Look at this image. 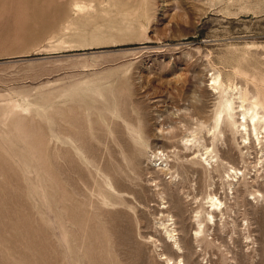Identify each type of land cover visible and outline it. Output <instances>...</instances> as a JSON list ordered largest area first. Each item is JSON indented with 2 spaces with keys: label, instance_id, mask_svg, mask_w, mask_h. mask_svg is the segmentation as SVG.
Returning a JSON list of instances; mask_svg holds the SVG:
<instances>
[{
  "label": "rangeland",
  "instance_id": "obj_1",
  "mask_svg": "<svg viewBox=\"0 0 264 264\" xmlns=\"http://www.w3.org/2000/svg\"><path fill=\"white\" fill-rule=\"evenodd\" d=\"M249 102L264 0H0V264H264Z\"/></svg>",
  "mask_w": 264,
  "mask_h": 264
},
{
  "label": "bare ground",
  "instance_id": "obj_2",
  "mask_svg": "<svg viewBox=\"0 0 264 264\" xmlns=\"http://www.w3.org/2000/svg\"><path fill=\"white\" fill-rule=\"evenodd\" d=\"M216 81H217V79L214 80V82H216ZM243 101H244V99H243ZM243 104H244V102H243ZM251 105L252 106L244 108L243 110L240 109L241 110V112H240V114H241L240 125L242 126V129L247 134H248L250 125H251L253 131H256V124L261 123V124L264 125V112L262 113V112H260L259 110L256 109L259 104H256V103L253 104L252 103ZM259 108H260V106H259ZM261 109H263V107ZM263 131H264V129H263ZM256 134L258 135V133H255V135ZM257 140H259V137H257ZM211 206H216V202L212 201L211 202Z\"/></svg>",
  "mask_w": 264,
  "mask_h": 264
}]
</instances>
